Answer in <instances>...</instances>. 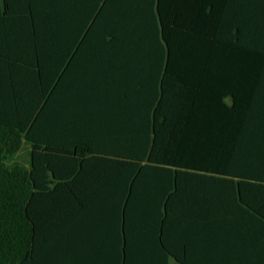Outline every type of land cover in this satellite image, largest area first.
I'll use <instances>...</instances> for the list:
<instances>
[{
	"label": "trees",
	"instance_id": "obj_1",
	"mask_svg": "<svg viewBox=\"0 0 264 264\" xmlns=\"http://www.w3.org/2000/svg\"><path fill=\"white\" fill-rule=\"evenodd\" d=\"M108 3L1 0L0 264H146L126 212L84 242L95 179L124 210L147 181L197 205L214 242L169 246L181 264H264V0Z\"/></svg>",
	"mask_w": 264,
	"mask_h": 264
},
{
	"label": "crops",
	"instance_id": "obj_2",
	"mask_svg": "<svg viewBox=\"0 0 264 264\" xmlns=\"http://www.w3.org/2000/svg\"><path fill=\"white\" fill-rule=\"evenodd\" d=\"M115 1L110 0V3L104 7L106 11H102V14L106 13L113 18L112 14L114 11L112 9L116 5ZM123 1L125 2L126 0ZM99 8H101L100 3L91 12L88 22L83 25V40H85V34L90 32L87 38L93 45H96L98 30L97 24L93 23V21L95 16H101V13L97 14ZM1 12L2 5L0 0V14ZM1 25L0 19V36L3 31ZM108 29L113 32L114 28L110 27ZM109 38H111L110 34H105L103 42L107 43ZM100 55L112 56V53L100 54V52L96 51L89 52L88 56L91 58V65H93L91 69H97L96 60ZM94 167L97 168L98 166L94 165ZM93 170L94 173H89V176L98 177L96 176L98 171ZM146 183L144 191L138 195L141 196L137 198L138 206H134L133 208L128 206L124 210L122 206L124 200L118 202V192H115V199L109 205L108 203H104V198L105 195L114 194L112 188L108 189L104 185V182L98 181V179L89 180L88 182H84L83 180V202L86 204V207L83 209L84 242L89 235L97 237L102 235L104 227L109 222L120 228V220L121 218L122 220L125 218V212L128 225L138 230V241L143 246V262H146V264H181L174 256L167 254L169 246L174 245L176 250L182 251V244L190 243V245L197 246V251L199 245L208 246L210 242H214V230L208 228L206 231L200 232L198 230L200 216L197 205L191 203V201L172 204L167 214V208L162 202L163 198L159 190L160 182L147 181ZM205 217H208V214ZM173 228L175 230H171Z\"/></svg>",
	"mask_w": 264,
	"mask_h": 264
},
{
	"label": "rangeland",
	"instance_id": "obj_3",
	"mask_svg": "<svg viewBox=\"0 0 264 264\" xmlns=\"http://www.w3.org/2000/svg\"><path fill=\"white\" fill-rule=\"evenodd\" d=\"M6 162L10 166L19 164V165H24L28 167L30 164V144L29 142L26 140H23L19 150L12 155H8Z\"/></svg>",
	"mask_w": 264,
	"mask_h": 264
}]
</instances>
